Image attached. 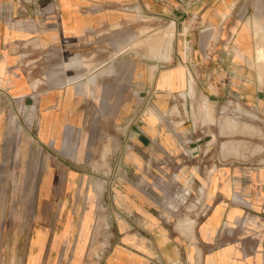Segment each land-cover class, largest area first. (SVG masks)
Returning a JSON list of instances; mask_svg holds the SVG:
<instances>
[{
  "label": "crops",
  "instance_id": "1",
  "mask_svg": "<svg viewBox=\"0 0 264 264\" xmlns=\"http://www.w3.org/2000/svg\"><path fill=\"white\" fill-rule=\"evenodd\" d=\"M254 4L0 0V264H264V165L205 181L178 149L190 78L254 93L235 41ZM142 16L175 28L147 56L127 48Z\"/></svg>",
  "mask_w": 264,
  "mask_h": 264
},
{
  "label": "rangeland",
  "instance_id": "2",
  "mask_svg": "<svg viewBox=\"0 0 264 264\" xmlns=\"http://www.w3.org/2000/svg\"><path fill=\"white\" fill-rule=\"evenodd\" d=\"M132 20L140 21L142 28L137 31L136 39L134 35H128V51L142 52L147 56L161 48L160 44H170L175 36V28L169 29V23L147 16ZM244 25L237 31L235 41H239L241 35L249 31L254 39V48L256 39L264 46V0H255L254 11L248 15ZM247 65L251 69L249 80L255 87L254 93L244 91L219 100L214 97L208 99L202 89L206 88L207 83L202 84L200 79L194 77L190 78V99L185 106L177 105L179 111L182 108L179 117L187 119L189 127V132L182 133L181 146L178 149L187 155L183 159L184 165L202 167L199 170L202 174L192 175L197 179L201 176L208 181L213 177L209 169L213 170L216 166L245 169L264 165V60L258 61L255 49L250 53ZM247 83L244 79L240 86L245 88ZM173 164L168 163L169 166ZM162 176L164 182H171L174 175L170 173ZM191 182V189L186 192L177 185H161L162 197L183 198L185 192V198H203L208 193L206 185H194ZM142 188H146L145 184Z\"/></svg>",
  "mask_w": 264,
  "mask_h": 264
},
{
  "label": "bare ground",
  "instance_id": "3",
  "mask_svg": "<svg viewBox=\"0 0 264 264\" xmlns=\"http://www.w3.org/2000/svg\"><path fill=\"white\" fill-rule=\"evenodd\" d=\"M256 47L255 50L257 51V59L258 61L264 60V46L260 44V41L258 39L255 40Z\"/></svg>",
  "mask_w": 264,
  "mask_h": 264
}]
</instances>
